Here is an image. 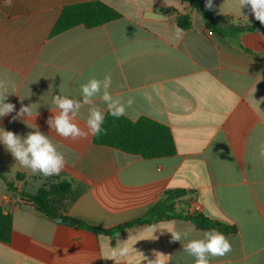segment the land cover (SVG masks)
Segmentation results:
<instances>
[{"label": "crops", "instance_id": "0c3cea01", "mask_svg": "<svg viewBox=\"0 0 264 264\" xmlns=\"http://www.w3.org/2000/svg\"><path fill=\"white\" fill-rule=\"evenodd\" d=\"M88 1L96 0H0V77L11 78L17 94L7 102L17 111L20 97L25 106L34 104L30 118L6 116L0 128L21 137L38 130L66 161L58 175L33 174L0 143V173L13 186L0 179V208L12 217L10 241L0 242V264H149L156 258L195 264L183 251L188 240L170 242L167 231L194 226L188 220L136 225L113 237L78 227L112 230L140 219L166 190L186 192L176 205L180 212L236 228L225 235L232 250L210 257V264H264V31L242 34L238 48L208 35L202 14L186 1L98 0L122 17L50 36L64 6ZM213 5L218 14L260 23L248 8L240 10L238 0ZM185 14L191 28L177 41V18ZM105 76L113 98L134 100L125 117L145 116L169 127L174 156L143 159L95 145L92 135L64 139L49 127L58 111L53 96L82 99L81 84ZM93 104L107 110L99 97ZM89 107L74 120L84 131ZM17 174L24 179L16 182ZM59 175L73 182V192L58 198L57 208L79 220L76 225L58 224L18 196L35 194ZM195 229L189 239L207 231ZM120 242L130 247L129 255L106 259Z\"/></svg>", "mask_w": 264, "mask_h": 264}, {"label": "trees", "instance_id": "16d2710c", "mask_svg": "<svg viewBox=\"0 0 264 264\" xmlns=\"http://www.w3.org/2000/svg\"><path fill=\"white\" fill-rule=\"evenodd\" d=\"M181 1L188 2L192 8L202 14L208 35L215 33L238 48H242L239 42V37L242 34L264 31V25L260 23L245 22L218 14L214 8L208 10L205 4L197 0ZM121 17L122 15L115 9L98 0L67 5L62 8L51 29L50 36L53 37L80 25L86 29H92ZM176 25L183 30L190 29V16L188 14L179 16ZM104 116L105 120L102 128L106 130V133L93 136L92 142L95 145L108 147L130 155H137L143 159L175 155L174 140L168 126L145 116H141L136 120H130L125 116L115 118L109 114L108 110L105 111ZM24 177L23 174H17L14 180L20 182ZM0 179L6 183L8 189H12V182L6 175L0 173ZM72 192L73 182L63 175H59L56 182L47 183L40 187L35 194L21 192L18 193V196L47 218L56 221L61 214L57 208V199L70 196ZM185 194L184 190H166L149 208L144 217L112 230H101L84 223H80L78 227L95 234H105L113 237L121 231L136 225H154L160 221L177 219L188 220L199 230L216 229L224 235H234L236 233V228L233 225L208 219L198 213L184 214L180 212L176 205ZM11 233L12 217L9 214H3L0 208V242L9 243Z\"/></svg>", "mask_w": 264, "mask_h": 264}, {"label": "clouds", "instance_id": "9594fccd", "mask_svg": "<svg viewBox=\"0 0 264 264\" xmlns=\"http://www.w3.org/2000/svg\"><path fill=\"white\" fill-rule=\"evenodd\" d=\"M240 10L248 8L255 20L264 25V0H238ZM205 7L213 10V0H206ZM246 16V15H245ZM247 17V16H246ZM248 18V17H247ZM177 41L183 37V29H175ZM111 77L105 76L102 80L92 78L81 84L82 99H72L65 95L52 97V103L57 108V114L49 117L47 124L54 132L64 139L76 141L87 138L88 135L97 136L106 133L102 128L104 124V113L98 106L93 104L95 98L99 97L106 104L107 110L112 117L119 118L126 114V107H131L134 103L129 98L126 103L120 98H113L109 89L111 87ZM9 95L16 94V84L7 76L0 77V118L11 116L12 121L32 116V106L23 104L24 98L20 97L21 106L17 111L16 105L7 102ZM84 105H90L86 120L87 131L74 122L75 117ZM15 113V115H12ZM0 143L12 155L15 162L33 174H41L45 177L58 175L65 167L64 155L57 150L47 135L40 131H32L21 137L16 133L0 128ZM259 155L264 157V143L260 145ZM171 234L170 242H180L182 239L188 240L183 246V251L195 258V264H210V257H222L232 250L231 243L224 234L216 229L204 231L202 238L189 239L190 233H195V226L184 230H167ZM131 249L126 242L119 243L116 248L111 249L106 259L115 260L117 256H128ZM156 257L160 255L155 253ZM149 264H161L156 258L149 261Z\"/></svg>", "mask_w": 264, "mask_h": 264}, {"label": "water", "instance_id": "95a60500", "mask_svg": "<svg viewBox=\"0 0 264 264\" xmlns=\"http://www.w3.org/2000/svg\"><path fill=\"white\" fill-rule=\"evenodd\" d=\"M56 223L61 224V225H76L79 223V220L69 217L67 215L64 214H60L57 219H56Z\"/></svg>", "mask_w": 264, "mask_h": 264}, {"label": "built area", "instance_id": "2783aa9c", "mask_svg": "<svg viewBox=\"0 0 264 264\" xmlns=\"http://www.w3.org/2000/svg\"><path fill=\"white\" fill-rule=\"evenodd\" d=\"M209 34H211V33L209 32Z\"/></svg>", "mask_w": 264, "mask_h": 264}]
</instances>
